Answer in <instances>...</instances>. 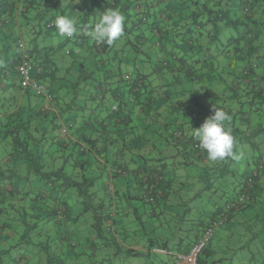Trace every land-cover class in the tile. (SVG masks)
Masks as SVG:
<instances>
[{"label":"trees","instance_id":"1","mask_svg":"<svg viewBox=\"0 0 264 264\" xmlns=\"http://www.w3.org/2000/svg\"><path fill=\"white\" fill-rule=\"evenodd\" d=\"M23 1L22 21H31L32 13H37L35 23L44 13H52L55 19V10L60 15L68 10L75 15L80 40L86 38L84 32L94 27L107 8L118 9L125 24L123 35L112 45L83 41L72 53L70 49L61 52L66 76L77 60L85 57L80 53L98 56V67L104 68L103 72L99 70L101 80L113 79L105 89L94 83L95 72L87 71L85 63L78 64L81 74L69 75L70 82L59 78L55 59L59 47L40 49L33 40L26 47L24 34H30L34 25L27 23L33 28L25 25L20 35L11 19H6L8 15L3 18L0 13V264H66L67 254H76L77 247H84L75 255L79 257L86 256V251H91V256L93 251H102L100 247L95 250L98 241L103 249H113L99 255L103 262L110 256L133 259L152 249L165 252L164 256H170V248L186 255L225 207L243 195L245 202L234 208V225L240 224L236 221L241 212L252 208L256 214H251L248 221L259 222L263 229L264 0H46L48 4L52 1L50 9L41 13L34 6L38 0ZM7 5L12 15L15 3L8 0ZM54 28V24L48 27ZM126 45L134 48L136 55L142 54V63L151 62L148 45L158 49L157 67L151 70L154 77L149 82L145 83V66L138 71L134 60L123 66L121 59L109 57L111 51L123 55L129 50ZM112 59V65L118 67L116 73L110 66ZM24 61L33 80L52 96L51 104L44 96L20 87L16 68ZM203 81L207 83L204 92L186 90L183 85ZM98 88L109 94V102L118 101V105L102 107L103 100L95 99L102 92H96ZM124 93L128 102L123 99ZM128 103L130 108L134 105L140 109L143 120H151L143 136L127 133L124 111ZM214 105L229 112L231 119L226 123L234 137V157L217 161L208 158L193 134L187 137L184 133L185 129L192 133V128L212 115ZM164 109L170 115L163 116ZM160 116H173L174 122L150 128ZM177 119L182 124L177 125ZM159 129L167 134L164 146L154 145V154L148 157L144 145L161 136ZM122 151L125 156L131 155L136 167L131 169L132 163L127 161L116 162L115 156ZM155 156L163 158L157 159V168H151ZM193 163L204 166L198 175L201 191L209 201L220 192L222 203L214 202L215 210L208 219L194 221L192 226L197 225V230L189 231L188 244L181 238H176L175 244L159 234L160 226L178 221L181 226L187 224V210L183 209L193 197L184 194L185 184L175 169ZM125 170H131L130 177L136 180L132 192L129 181L122 178ZM111 178H120V185L115 183L112 188L106 184ZM228 178L234 180L229 183ZM123 200L140 204L127 211L121 207ZM73 201L81 211L73 210ZM141 208L153 237L145 231ZM128 213L138 220L143 236L133 235L131 239L128 235L129 229L136 227L126 226ZM88 214L93 234L83 233L87 219L77 225ZM231 218L229 214L225 223ZM128 246H144L146 251ZM214 263L201 256L197 262Z\"/></svg>","mask_w":264,"mask_h":264},{"label":"rangeland","instance_id":"2","mask_svg":"<svg viewBox=\"0 0 264 264\" xmlns=\"http://www.w3.org/2000/svg\"><path fill=\"white\" fill-rule=\"evenodd\" d=\"M55 11H56L55 17L60 15V11H57V10ZM63 15H67L76 21L75 15L70 13L68 10H65V13H63ZM92 17H93V14H92ZM53 21L54 19H52V13H48L40 17L39 20H37V22L34 24V27H35L34 30L36 34L34 36L29 33L24 34V40H25L26 47L29 46V42L32 40H33V43L34 44L36 43L37 45L36 44L35 45L38 46L40 49L41 47L42 48L59 47L60 50L55 54V59L57 60L56 63H57V68H58L57 74L59 78H62L70 82L72 79L68 78L69 75L73 74V76L76 77L77 75L81 74L80 70L78 69L79 68L78 64L80 65V64L85 63L83 65L87 71L93 70L95 72L93 75L94 76L93 78L95 79L94 83L97 86H100L101 84L105 89L110 88L109 84L112 82L113 79L105 77L104 79L101 80V74H99V70L100 72H103L104 68L99 69L98 67L99 65L97 64L99 57L94 56L93 52L92 54L88 52H84L83 54L80 53L81 55L85 57H83L82 60H77V62L73 66V69H71L70 72L68 73V76H66L65 74L66 66L63 64L64 61L60 59L61 52L65 53L67 52V50L70 49L72 53L75 47L83 44L82 43L83 41H87L89 44H91L92 40L87 35L88 30L84 32V35L86 38L83 40H80L77 38L78 36H80L79 30L71 38L61 36L57 32L56 28L48 29L47 25L51 23L53 24ZM148 47L149 49H148L147 55L150 56V59H151V62H148V63H144V62L142 63L141 62L142 54L138 53V55H136L135 49L132 48L131 46L128 47L129 50H127L123 55H121V53H118L116 51H111L109 54V57L111 58L117 57L115 60L121 59V61L123 62V66L125 62L127 61L132 62L134 60L132 63L135 64L134 67L135 69H138V71H142L143 67L145 66L144 68L147 71L146 77H145L146 78L145 83H146V82H149L152 79V77H154L153 74H151L152 73L151 70L153 71V69L154 68L156 69L157 67V53L159 52L158 49L155 50L153 46L151 47L150 45H148ZM140 50L142 51V48ZM176 51L180 52V50H176ZM130 52H132L131 55H130ZM110 63H111L110 66H113L112 72H115V73L118 72V67H115V65H112L114 63L113 59H112V62ZM88 66H90L91 68H89ZM162 81L163 82L161 83L163 84L164 80ZM183 85L186 90L204 92L206 89L207 83L205 81H203L201 84H195L193 82L192 83L188 82V83H183ZM210 87H211L210 89L211 92H214L216 90V89L213 90V86H210ZM162 89H167V88H162ZM99 91H102V92H99ZM96 92H99L98 93L99 97H95V99L97 100L99 98L100 100H103L102 107H112L113 105H118L119 103L118 101L113 100L109 102L107 100L109 98V94H105L102 89L99 90L98 88ZM220 93L221 91H219V94ZM245 152L248 155L249 149L246 148ZM178 159L179 157L177 158V160ZM200 167H204L203 164L193 163V165H190L188 167H183L182 165L176 166L175 173L177 177H179V180L183 184H185L184 194L190 195L189 197L191 198L193 197V198L187 201V204L185 203L186 204L185 209H183V210H187L186 212V220H187L186 223L187 224L185 226H181V224H179L180 223L179 221L172 222L171 224H162L160 226L162 229L161 231H159V234H164L166 238L169 239V242L171 243L174 242L176 244L175 239L181 238L182 239L181 241L184 244H188L191 241L190 240L191 236L189 235V231L197 230L196 228L197 225L192 226V224L194 225V221L201 220L203 222L206 218L208 219L211 216V213L214 212L215 210L214 202H217L218 205L222 203L221 201H219L220 192L216 193V195L212 197V200L209 201L210 199L208 198L206 193L201 191V185L198 181ZM233 180H234L233 178L227 179L229 183H231ZM229 189H231L230 185H229ZM229 189L225 190L226 194L228 193L227 191H229ZM196 194H201L200 198H198V196L195 198L194 196ZM216 196H218V200H216ZM128 203L129 201L123 200L121 207H124L125 209H127V211L129 209L132 211L131 208H137L136 207L138 206L137 203L140 204L139 202H136V201H134L133 203H129V205ZM71 204L73 205L74 211L75 210L81 211L82 208L78 203L76 205V203H74L73 201ZM134 204L136 206H134ZM140 211H141L140 215L142 216L141 217L142 221L145 223V231L150 232V234L152 235V231H150L151 226L149 225V223H147V221L145 222V217L143 216V209L141 208ZM231 214L233 218L230 219L229 223H224L223 225H219L216 228L213 236L211 237L209 243H207L204 249L205 253H203L204 252L203 251L200 254L201 258L203 260H207L208 263H212L213 260H217L215 263L213 262L214 264H264V227L261 230V227H260L261 225L259 222L256 223L255 220L253 222L248 221L249 220L248 217H250L251 214L252 215L256 214V211L254 210L252 211V208H248L246 211L241 212L240 215L237 217L238 220L236 221L240 223L238 226L233 224L234 215H235L234 210L230 213V215ZM128 215H129L128 218L125 219L127 222L126 226L127 227L136 226L134 227V229H131V228L129 229L128 235H130L131 239H133V235L137 238L140 237L141 235L143 236L142 229H140L138 225L139 222L135 218L134 214L128 213ZM85 219H87L86 220L87 223L85 222L83 223L84 224L82 226L83 231H84L83 233L87 232L88 234L90 233L93 234L94 230L89 228V223H90V220L92 219L91 215L88 214L82 217L77 225H81V222L84 221ZM81 235H84V234H81ZM72 236H73L74 242L78 244L79 241L78 240L76 241L77 235L74 233V231H73ZM151 237H153V235ZM127 241H129V239H127ZM119 245L121 244L119 243ZM124 245H127V244L124 243ZM98 247H100L103 252L100 250H96L98 249ZM81 248H84V247L81 246V247H77L76 249H74L75 253L76 254L80 253ZM95 250L96 252L93 251L94 256L93 255L91 256V253H92L91 251H86L85 252L86 256H82V257L75 256L74 252L68 253L65 258V263L66 264H137L138 259H131V258L125 259L122 255L116 256V257L107 256L109 257L107 258L108 260L106 262H103L102 260H100L99 255L100 254L106 255L108 254L109 251L110 252L113 251V249L112 250L103 249V247L100 246L99 241L96 242ZM213 256H216V258H212ZM139 261H142V260H139Z\"/></svg>","mask_w":264,"mask_h":264},{"label":"clouds","instance_id":"3","mask_svg":"<svg viewBox=\"0 0 264 264\" xmlns=\"http://www.w3.org/2000/svg\"><path fill=\"white\" fill-rule=\"evenodd\" d=\"M53 24L57 32L64 37L71 38L78 32L76 21L67 15H58ZM124 24L125 17L118 9L107 8L101 13L94 27L88 30L87 35L96 45H112L123 35ZM230 119L228 111L214 105L213 114L205 118L198 128H192L198 146L206 151L212 161L234 157V137L226 123Z\"/></svg>","mask_w":264,"mask_h":264},{"label":"crops","instance_id":"4","mask_svg":"<svg viewBox=\"0 0 264 264\" xmlns=\"http://www.w3.org/2000/svg\"><path fill=\"white\" fill-rule=\"evenodd\" d=\"M7 1L5 2V0L4 1H1L0 0V13L1 14L2 13L4 14V16L2 15L3 18H5V16L8 15L6 19H11L9 21L13 24L12 27L16 30V32L18 34L22 35V34H24V28H25V25H27V23H30L31 25H34L35 24L34 19H36V16L35 15L37 13L36 14L35 13H32L30 15L28 14L29 17H31V19H30L31 21H29V22L22 21L20 19L21 18L20 17V14L23 13V9H24L25 2L23 0H11V2H14L15 3L14 11H13V14L11 15L7 11L8 10ZM40 1L41 0H38L37 2H34L33 1L34 2V6L38 9L37 12L41 13L46 8L47 9H50V4L52 3V1L49 4L46 3V0L43 3H40ZM31 2H32V0H31ZM4 12H7V14L4 13ZM44 15H45V13H44ZM27 26H29L30 29L33 28L29 24ZM32 30L33 31L30 34H32V33L35 32L34 31V28ZM26 65H28L27 62H26ZM147 90H149V88ZM123 99H124V101H127L128 102V95L126 93L123 94ZM130 106H131L130 103H128V106L125 108L126 110L124 111L125 118L128 120V125L126 127V128H128L127 129L128 130L127 133H129V131H130V132H134L136 136H143L144 135V133H143L144 127L145 126L147 127L151 123V120L148 119V118L143 120V118H142V114L143 113L140 111V109L137 108V107H135L134 105L132 106V108H130ZM161 113L163 114V116H165L166 114H169L170 115V112L169 111H165V109L163 111H161ZM173 119H174L173 116L163 117V118L160 116L159 118L156 119V123L154 124V126L151 125L150 128H157L158 123L174 122ZM176 124L177 125H180V124H182V122L179 119H177L176 120ZM159 130L161 131L160 134H159L161 136H159L158 138H156L154 140V142L152 141L151 143H148L147 145H144V150H145V153H146V155L148 157H150V156H152L154 154V152H153V146L154 145L156 147H158V148H161L162 146H164V138L167 137V134L164 131V129H159ZM184 133L187 135V137H189L192 134L187 129L184 130ZM141 145H142V143H141ZM179 149H181V147H179ZM162 155L164 156L166 154H162ZM115 157H116V159H118V160H116L117 163H119L121 161H125V162L127 161V162L132 163L131 169L137 166V163L136 162H133V161L130 160L131 159V155H126L125 156V154L123 153V151L122 152H119L118 155L115 156ZM158 158H163V157L155 156L154 160L151 161V168H153V167L157 168L160 165V163L157 162V159ZM175 160H177V158ZM152 165H154V166H152ZM116 166H119V165H116ZM125 171L126 172H125V174L123 175L122 178L123 179H126V181H129V183H130L129 184L130 185V192H132L133 191L132 188H135V182H136V180L133 181L132 178L130 177L131 176V172H130L131 170H129V171L128 170H125ZM107 180L108 181H106V184L109 183L112 188H114L115 183L116 184L119 183V185H120V178L119 179L118 178H116V179L111 178V180L110 179H107ZM233 224H234V222H233ZM200 238H201V236H200ZM193 245H191V247ZM128 249H132V250H136L138 252H144V253L146 251V249H145L144 246H128ZM177 250L178 249H174V248L172 249V248H170V251H172V252H169V254H168L170 256H164L165 255L164 253L161 254V255H159V254H156L157 251L154 252L155 250L152 249V251L148 252L147 254H143L142 256H138V257L133 258V259H138L137 260V264H172L173 263V260H174V257L176 255H180L179 254L180 252L177 251ZM74 255H76V254H74ZM212 258H216V256H213ZM139 260H142V261H139ZM216 261L217 260H213V262H216Z\"/></svg>","mask_w":264,"mask_h":264},{"label":"built area","instance_id":"5","mask_svg":"<svg viewBox=\"0 0 264 264\" xmlns=\"http://www.w3.org/2000/svg\"><path fill=\"white\" fill-rule=\"evenodd\" d=\"M48 27H53V24H50ZM68 38V37H67ZM16 74L18 77V83L22 89H31L36 96L42 97L44 96V100L47 104H51L53 102L52 96L50 94H45L43 91V88L38 85L32 78V75L30 74V70L27 67L25 61L23 63H20L19 66L16 68ZM262 169L264 167L262 166ZM146 201L148 200V197L145 198ZM246 200V197L240 196L237 198L235 202L232 204H229L225 207V209L220 213L219 218L216 221H213L209 224V227L204 230L201 238L197 241L195 245L192 246L188 254L186 255H176L174 257L172 264H197L198 258L203 251V249L206 247L207 243H209L211 237L213 236L216 228L219 225H223L228 215L234 210L236 205H242ZM159 253H164L161 251H157ZM169 254V253H168Z\"/></svg>","mask_w":264,"mask_h":264}]
</instances>
